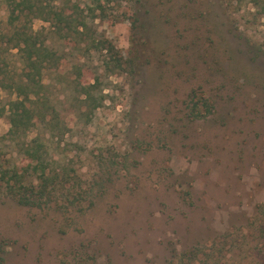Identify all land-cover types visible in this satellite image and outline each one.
<instances>
[{"label":"rangeland","instance_id":"obj_1","mask_svg":"<svg viewBox=\"0 0 264 264\" xmlns=\"http://www.w3.org/2000/svg\"><path fill=\"white\" fill-rule=\"evenodd\" d=\"M31 1L77 6L86 28L68 38L30 17L63 59L42 79L63 133L40 137L55 183L38 206L18 205L0 182V264H264L261 10L250 0H96L102 13L93 0ZM8 19L0 0V108L21 74L5 36L25 23ZM74 66L82 84L98 80L88 117ZM7 128L0 117V137ZM0 160L21 162L7 141Z\"/></svg>","mask_w":264,"mask_h":264},{"label":"trees","instance_id":"obj_2","mask_svg":"<svg viewBox=\"0 0 264 264\" xmlns=\"http://www.w3.org/2000/svg\"><path fill=\"white\" fill-rule=\"evenodd\" d=\"M9 11V23L23 19L22 26L12 30L9 36H5V44L8 49L15 50L21 65V74L16 82L12 83L13 99L6 102L0 108V117H4L8 126L7 131L0 137V141H7L14 146L21 160L19 167L10 165L7 161L0 160V182L3 190L11 196L18 205L35 207L40 204L46 191L55 183V177L46 172L43 145L40 137L48 134L49 137L62 135L63 130L59 124L58 114L45 93L42 83L43 76L50 69H56L58 63L51 50L39 39L38 33L31 32L28 23L32 19H39L44 23H51L60 32L65 31L68 37L70 31L78 36L79 29H85L82 12L74 6L69 13L64 10L47 9L37 1L31 0H4ZM94 2V9L103 12L102 7ZM264 14V0H250ZM94 9L87 8L88 16L94 19ZM69 11V10H68ZM96 11V10H95ZM64 37V38H65ZM69 38V37H68ZM101 50L105 52L108 60L117 70H121V58L113 47L103 42ZM53 57L54 60L53 61ZM58 59L57 61H62ZM49 67V68H48ZM72 75L76 81L78 92L82 96V104L88 117L100 104L101 99H94V93L98 90V80L93 83L82 84L81 69L73 67ZM0 80V85H2ZM33 137L28 138V134ZM7 162L8 164H5ZM22 163V164H21ZM193 253V251H189Z\"/></svg>","mask_w":264,"mask_h":264}]
</instances>
